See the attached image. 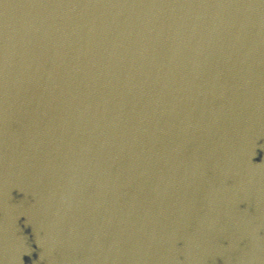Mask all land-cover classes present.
I'll return each instance as SVG.
<instances>
[{"label":"water","instance_id":"water-1","mask_svg":"<svg viewBox=\"0 0 264 264\" xmlns=\"http://www.w3.org/2000/svg\"><path fill=\"white\" fill-rule=\"evenodd\" d=\"M0 264H264V0H0Z\"/></svg>","mask_w":264,"mask_h":264}]
</instances>
